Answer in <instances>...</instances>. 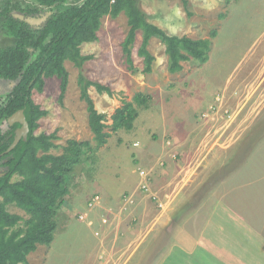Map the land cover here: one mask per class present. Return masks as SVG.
<instances>
[{"label":"rangeland","instance_id":"obj_1","mask_svg":"<svg viewBox=\"0 0 264 264\" xmlns=\"http://www.w3.org/2000/svg\"><path fill=\"white\" fill-rule=\"evenodd\" d=\"M13 2L16 8L35 0ZM187 2L184 9L181 0H137L147 21L169 35L161 22L173 7L181 8L184 28L176 36L209 40L205 63L191 60L182 64L180 72L170 74L163 45L152 39V72L142 74L138 32L131 50L134 69L130 70L121 47L128 32L121 13L115 19L105 17L98 41L81 46V53L91 55V60L81 68L65 62L69 84L62 102L56 77L45 79L42 92L33 91V101L48 112L39 120L35 134L57 131L55 143L60 147L69 139L95 145L86 106L80 100L79 74L112 91L108 96L88 89L107 124L122 101H131L137 93L151 100L147 110H140L131 131L111 133L103 147L75 168L66 206L56 215L53 241L37 246L26 264H95L93 258L101 253L90 252L86 246L94 238L97 243L103 238L104 246L108 243L112 258L106 255L105 264H168L183 221L193 216L196 206L210 210L218 198L225 195L224 202L229 200L231 186L238 188V196L246 197V208H258L255 222H264V0H214L211 12L202 8L204 0ZM12 41L3 36L0 22V47L12 46ZM10 86L0 82V96ZM51 153L58 155L62 150ZM139 169L149 179L145 189ZM94 197L99 200L90 209L88 203ZM170 202L176 208L168 216L165 210ZM186 203L192 207L180 208ZM7 208L23 219L28 217L21 209ZM148 211L161 213L149 230L150 220L140 222ZM82 213L87 217L84 221L79 219ZM131 229L136 231L127 236ZM260 234L264 238V230Z\"/></svg>","mask_w":264,"mask_h":264},{"label":"trees","instance_id":"obj_2","mask_svg":"<svg viewBox=\"0 0 264 264\" xmlns=\"http://www.w3.org/2000/svg\"><path fill=\"white\" fill-rule=\"evenodd\" d=\"M181 2L186 9L187 0ZM67 5V0H35V4L16 9L25 17L51 11L40 29H31L14 19L9 1L0 8L5 36L15 40L12 47H0V80L16 84L0 96V264H26L27 256L37 246L51 244L58 227L56 215L66 206L75 168L103 147L111 133L131 131L140 110L150 106L151 97L137 93L131 101H122L107 124L106 116L96 110L88 89L108 96L112 91L79 74L80 100L86 106L87 124L95 145L69 139L60 147L55 143L59 140L57 131L35 134L39 120L48 112L33 101V91L42 92L45 79L56 77L61 83L59 102H62L69 84L65 62L81 68L92 59L91 55L81 53V46L98 41L97 33L105 17L115 19L121 13L126 16L128 32L121 47L130 70L134 69L131 50L138 32L141 41L137 56L142 59V74L152 72L155 61L149 51L152 39L163 45L170 74L180 72L185 62L195 60L203 64L208 60L209 40L167 34L147 21L137 0H83L76 6ZM19 110L28 125L27 138L6 153L18 126L8 127L7 119ZM59 148L61 154L51 153ZM8 206L21 209L28 217L23 219L10 213Z\"/></svg>","mask_w":264,"mask_h":264},{"label":"crops","instance_id":"obj_3","mask_svg":"<svg viewBox=\"0 0 264 264\" xmlns=\"http://www.w3.org/2000/svg\"><path fill=\"white\" fill-rule=\"evenodd\" d=\"M82 1L83 0H77L74 2L72 0H67V3L70 6H76ZM73 2L74 4H72ZM1 4L2 0L0 1V5ZM12 42L14 43V40ZM229 185H233V182ZM237 189V187L231 186L230 190L232 194L228 193L230 194L228 195L229 200L226 199V202H224L225 195L218 198L215 205L210 210L202 206H196L194 208L193 216L190 215V218H186L183 221V225L179 228L180 230L177 232V242L174 243V247L170 249L168 264L177 261L182 264H264V238L260 237V230L262 229V232L264 230V222L262 224L260 223L261 221L255 222L253 215L258 208H246V206L249 205L244 200L246 197L242 196L241 198L238 196V193H235ZM243 193H245V191H243ZM232 199H238L236 202L243 205V207L241 208V206H238L239 204L235 203ZM240 199H243L244 202L241 203ZM251 199L252 196L247 198V200ZM171 202L168 204V209L165 210L168 216L172 210L176 208L175 204L170 205ZM261 204L264 205V198ZM185 206L190 207L191 204L186 203L180 208H184ZM263 211L260 210L257 214L260 215ZM160 218L161 213L155 215V213L148 211L143 214L140 222L145 224L143 219H145V221L150 220L151 224L150 227H148L149 230L159 222ZM259 223L261 226H259ZM135 231L136 230L131 229L127 236L130 234L132 236ZM127 241L128 239L125 241L126 244ZM103 242V238L99 243L95 242L94 238V240H89V244L86 245L88 251H97L101 253L98 257L93 258L95 264H105L103 258L106 257V255L111 257V253L108 252L109 248L106 249L108 243L106 242L104 246ZM172 251L174 252L172 253ZM97 258H100L99 262Z\"/></svg>","mask_w":264,"mask_h":264},{"label":"water","instance_id":"obj_4","mask_svg":"<svg viewBox=\"0 0 264 264\" xmlns=\"http://www.w3.org/2000/svg\"><path fill=\"white\" fill-rule=\"evenodd\" d=\"M12 15L14 18L19 19L20 21H23L30 26H41V27H43V25L45 24V21L51 15V11H45L39 17H25L21 13H16V14H12ZM0 82H5V83L10 84L11 85L9 88L10 90L13 88V86L16 85L15 82H10V81L0 80ZM7 123L9 126H12L15 123L19 124L20 126L15 130L13 141H12L11 145L8 147V149L6 150V153L13 150L15 148V146L21 140L24 141L27 138V134H28V125H27V122L25 121L23 112L21 110L15 112L13 115H11L7 119Z\"/></svg>","mask_w":264,"mask_h":264},{"label":"clouds","instance_id":"obj_5","mask_svg":"<svg viewBox=\"0 0 264 264\" xmlns=\"http://www.w3.org/2000/svg\"><path fill=\"white\" fill-rule=\"evenodd\" d=\"M201 6L205 11L211 12L215 8V3L214 0H204ZM183 18V10L179 7H173L171 9V15L165 17L164 21L161 22V25L163 28H166L171 35H176L184 28L182 23ZM174 21H181V23H176Z\"/></svg>","mask_w":264,"mask_h":264},{"label":"flooded vegetation","instance_id":"obj_6","mask_svg":"<svg viewBox=\"0 0 264 264\" xmlns=\"http://www.w3.org/2000/svg\"><path fill=\"white\" fill-rule=\"evenodd\" d=\"M1 1V0H0ZM10 2L11 3V5L12 6H14L15 5V3L13 2V0H7L6 2ZM6 2H3L1 5H0V8L6 3ZM19 6H27V5H18V7ZM18 7H16V8H14V7H12L11 8V16L13 17V15L12 14H16V13H18L17 11H16V9L18 8ZM42 15V13L41 14H38L37 16H35V17H39V16H41ZM14 18V17H13ZM14 19H16V18H14ZM16 20H18V21H20L19 19H16ZM0 22H1V27L3 26V21H2V19H0ZM20 22H23V21H20ZM23 23H25V22H23ZM26 24V23H25ZM28 25V24H27ZM28 27L29 28H33V29H40V28H42L41 26H30V25H28ZM2 30H3V27H2ZM3 35L5 36V33H4V30H3ZM7 37V36H6ZM8 38H10V37H8ZM11 39H13V38H11ZM14 40V39H13ZM14 43H15V40H14ZM12 46H14V45H12ZM11 46V47H12ZM2 48H7V46L6 47H2ZM9 48V47H8ZM10 91V89L8 90V92ZM7 92V93H8ZM25 118V117H24ZM16 124V123H15ZM15 124H13V125H15ZM12 125V126H13ZM12 126H8V127H12ZM20 125L18 124V126L14 129V134H15V130L19 127Z\"/></svg>","mask_w":264,"mask_h":264},{"label":"built area","instance_id":"obj_7","mask_svg":"<svg viewBox=\"0 0 264 264\" xmlns=\"http://www.w3.org/2000/svg\"><path fill=\"white\" fill-rule=\"evenodd\" d=\"M138 175L141 179H143V182H142V186L141 188L145 189V187L147 186L145 183H146V180L148 178V176L145 174V171L143 169H139L138 170ZM149 180V179H148ZM147 180V182H148ZM98 197H94L89 203H88V207H90V209H93L94 206L96 205V203L98 202ZM87 217L82 213V215L79 216V219L81 221H84ZM98 234L97 232L95 233V235Z\"/></svg>","mask_w":264,"mask_h":264}]
</instances>
